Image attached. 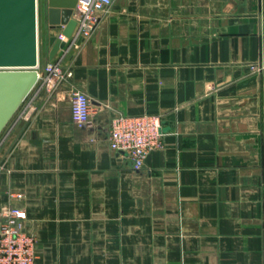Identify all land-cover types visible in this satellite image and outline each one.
Returning <instances> with one entry per match:
<instances>
[{"label":"crops","instance_id":"crops-1","mask_svg":"<svg viewBox=\"0 0 264 264\" xmlns=\"http://www.w3.org/2000/svg\"><path fill=\"white\" fill-rule=\"evenodd\" d=\"M70 65L0 134V225L22 192L36 264H264V0H113ZM117 114L162 118L141 169L109 144Z\"/></svg>","mask_w":264,"mask_h":264},{"label":"built area","instance_id":"built-area-1","mask_svg":"<svg viewBox=\"0 0 264 264\" xmlns=\"http://www.w3.org/2000/svg\"><path fill=\"white\" fill-rule=\"evenodd\" d=\"M112 2L113 0H78L73 12V18L77 23L75 30L69 37L62 31L56 33L57 38L64 41L65 45L44 64L40 61L37 68L39 79L30 92L33 96L27 97L28 102L24 104L26 98L22 103L24 107L21 105L19 108L20 118L30 119L39 111L37 98L42 94L51 96L59 86L73 76L70 63L74 54L93 35L101 13L105 12ZM250 68L261 70L262 66L251 64ZM71 111L73 121L78 127L85 128L91 123L92 104L87 93L82 90L73 91ZM162 136L160 115L117 114L112 118L108 141L115 152L132 160L135 169H141L148 154L163 146ZM9 195L10 202L1 211L0 264H36L37 238L27 226L28 215L25 208L19 204L24 194L13 191Z\"/></svg>","mask_w":264,"mask_h":264},{"label":"water","instance_id":"water-1","mask_svg":"<svg viewBox=\"0 0 264 264\" xmlns=\"http://www.w3.org/2000/svg\"><path fill=\"white\" fill-rule=\"evenodd\" d=\"M53 30L71 36L78 0H45ZM53 58L65 42L51 36ZM38 0H0V134L13 119L39 79Z\"/></svg>","mask_w":264,"mask_h":264},{"label":"rangeland","instance_id":"rangeland-1","mask_svg":"<svg viewBox=\"0 0 264 264\" xmlns=\"http://www.w3.org/2000/svg\"><path fill=\"white\" fill-rule=\"evenodd\" d=\"M39 7V52H40V61L44 63L45 61V36L43 31V13H44V3L43 0H38Z\"/></svg>","mask_w":264,"mask_h":264}]
</instances>
